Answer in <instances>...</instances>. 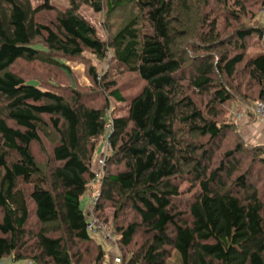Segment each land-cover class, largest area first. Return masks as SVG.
<instances>
[{
    "label": "trees",
    "instance_id": "trees-1",
    "mask_svg": "<svg viewBox=\"0 0 264 264\" xmlns=\"http://www.w3.org/2000/svg\"><path fill=\"white\" fill-rule=\"evenodd\" d=\"M192 1L217 2L227 17H243L230 8L232 0ZM69 3L61 11L49 1L0 0V261L109 264L81 209L96 182L94 156L107 133L110 156L94 215L107 224L105 209L115 210L122 264H170L174 255L180 264H264V181L252 182L254 167L264 168V146L247 148L238 140L216 156L233 131L220 123V109L232 100L264 104V51L249 54L247 41L263 38V22L254 15L225 41L216 21H204L188 44V65L176 40L189 34H179L176 14L190 11L189 0ZM82 6L108 17L131 7L138 15L106 44L79 13ZM85 51L101 59L112 51L117 74L140 81V91L127 101L116 82L103 84L92 71L99 90L126 105L125 113L106 117V104H87L77 91L66 98L14 71L24 62L69 74L63 62ZM191 91L208 104L199 107ZM47 128L58 141L44 170L33 146L42 145ZM245 158L252 166L241 174ZM186 174L197 190L188 200L179 184Z\"/></svg>",
    "mask_w": 264,
    "mask_h": 264
},
{
    "label": "rangeland",
    "instance_id": "rangeland-1",
    "mask_svg": "<svg viewBox=\"0 0 264 264\" xmlns=\"http://www.w3.org/2000/svg\"><path fill=\"white\" fill-rule=\"evenodd\" d=\"M34 6H42L47 1L57 10L67 11L70 8L69 0H31ZM190 1V11L180 8L178 13L176 14V18L178 19L177 30L180 33L185 32L189 34L187 38L179 37L176 40L177 50L185 53V59L188 62V65L192 64L193 59H191V55L188 52L190 50L189 43L193 44L195 40V33L199 28V25L204 21H216L219 29L222 32L226 31V35L224 36L225 41H229L231 38L235 37V30L241 26H245L246 22L252 19L255 16L260 18L261 22L264 24V3H259L255 1L246 2V0H232L231 1V9L236 14L241 12L243 17L238 16V21H235L232 18L227 17L224 12V8L221 4L217 2H213L211 5H204L200 3H195V1ZM239 1L246 4V10H240L234 2ZM245 12V14L242 13ZM79 13L95 28L97 32L98 38L109 44L114 32L123 27L125 23L129 22L133 17L136 18L138 12L135 8H127L120 12H115L111 17H108L107 13L101 12L96 13L89 6H82ZM253 14V15H252ZM253 16V17H252ZM54 14L46 15L45 18L47 21L52 20ZM252 17V18H251ZM141 22V21H140ZM251 25V22H250ZM249 45V54H253L252 52L264 51V36L260 40L258 37H252L248 39ZM187 51V52H186ZM65 65L68 67L69 74L64 72H60L57 70H51L48 67L40 66L37 63H20L15 67V72L21 75L27 82L37 83L36 85L47 89L49 91L55 92L56 94L62 95L66 98L71 97V92H80L83 94L84 99L88 102H95L96 107L102 108L105 104L109 107L107 111V116L113 113H125L126 105H117L113 100L108 101V95L110 91H101L99 90L96 81L92 77V71L96 73L98 80H102V83H111L116 82L117 87L119 88L122 96L126 98L127 101H130L132 96L136 94L141 89V83L136 76L125 74L120 76L118 73V66L112 59V51H110L105 58L101 59L94 55L89 51H85V53L79 57L77 60H67L64 61ZM242 66L239 68V72L242 70ZM217 83H220V80H217ZM240 81L236 80L234 86H239ZM256 90V89H255ZM242 92H245V86L242 87ZM250 92V91H249ZM192 98L196 101L197 105L201 108H204L206 104H208L209 99L198 94H193ZM250 94V93H249ZM253 94H255L253 92ZM107 100V103L105 102ZM202 100V102H201ZM237 100V99H236ZM93 101V102H92ZM258 102H255L254 99L251 101L242 104L241 102L232 100L227 103L220 109V123L222 125L228 124L233 127V131H231L225 140H223L220 144V150L217 152V157L221 156L222 153L227 150H231L235 147L236 142L238 140L242 141V144L247 147H259L264 146V124L261 125L257 122V119L254 116L253 110ZM251 112V114L249 113ZM108 128V126H107ZM46 132L49 136H42V145L41 146H33V153L38 161L40 167L44 170L48 168V161L51 157V152L54 147V143L56 144L58 139L55 136V133L52 129L47 128ZM99 149L94 156L92 172L99 173L102 170L101 161H106L110 156L109 144L107 142V133L103 140H100ZM218 160V159H217ZM217 160L215 162H217ZM245 163L243 162L241 174L248 170L249 167L252 166L250 159L245 158ZM106 168L103 167V171L105 173ZM240 175V174H239ZM264 181V168L257 165L254 167L253 171V183H257ZM100 180L96 181L93 185V188L90 192H87L81 199V209L88 213L89 207L92 206L94 199L100 193ZM180 189L182 192V199L188 200L194 192L197 190L194 189V185H192L191 179L186 174L183 179L179 182ZM259 184V183H258ZM260 186V184H259ZM114 212L115 210L111 207L105 209L103 213V217L106 219L107 224L103 222L102 219L96 217V219L103 223L109 232L114 234L118 239V234L115 232L114 224ZM96 216V215H95ZM128 219H133L131 214H127ZM122 222V221H120ZM97 243L103 246L104 251L107 257L112 250L109 245H107L99 236L94 237ZM117 241V240H116ZM136 241L139 243L142 241V237L138 236ZM136 242V243H137ZM118 245V243H117ZM111 249V250H110ZM137 249V247H133L128 250L131 251ZM112 252V251H111ZM113 253V252H112ZM120 255H124L123 250H119ZM31 264V263H28ZM170 264H180L178 258L174 255Z\"/></svg>",
    "mask_w": 264,
    "mask_h": 264
},
{
    "label": "built area",
    "instance_id": "built-area-1",
    "mask_svg": "<svg viewBox=\"0 0 264 264\" xmlns=\"http://www.w3.org/2000/svg\"><path fill=\"white\" fill-rule=\"evenodd\" d=\"M254 116L257 120H264V104L258 102L253 110ZM102 170L99 173L94 171L96 181L101 179L104 175L103 167H105V161H101ZM99 194L94 199V202L91 207L88 209L87 213V232L91 236H99L109 247L112 249L114 253V259L112 264H122V256L119 253V248L117 245V237L108 231L106 226L99 222L94 215V205L98 202ZM0 264H4L0 261Z\"/></svg>",
    "mask_w": 264,
    "mask_h": 264
},
{
    "label": "crops",
    "instance_id": "crops-1",
    "mask_svg": "<svg viewBox=\"0 0 264 264\" xmlns=\"http://www.w3.org/2000/svg\"><path fill=\"white\" fill-rule=\"evenodd\" d=\"M257 122H258L259 124H261V125L264 124V120H263V121L257 120ZM110 250H111V249H110ZM111 251H112V250H111ZM111 251H110L109 256L107 257V263H109V264H112V263H113V258H114V253H112ZM3 263H4V264H14L11 260H5Z\"/></svg>",
    "mask_w": 264,
    "mask_h": 264
},
{
    "label": "bare ground",
    "instance_id": "bare-ground-1",
    "mask_svg": "<svg viewBox=\"0 0 264 264\" xmlns=\"http://www.w3.org/2000/svg\"><path fill=\"white\" fill-rule=\"evenodd\" d=\"M114 259V258H113Z\"/></svg>",
    "mask_w": 264,
    "mask_h": 264
}]
</instances>
